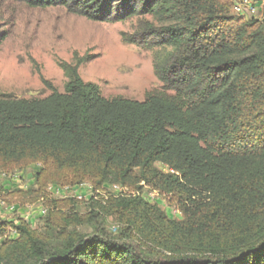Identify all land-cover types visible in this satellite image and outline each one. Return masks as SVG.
<instances>
[{"label":"trees","instance_id":"obj_1","mask_svg":"<svg viewBox=\"0 0 264 264\" xmlns=\"http://www.w3.org/2000/svg\"><path fill=\"white\" fill-rule=\"evenodd\" d=\"M16 1L92 21L151 17L157 27L125 41L157 50L160 87L143 101L105 98L74 57L58 63L63 92L45 80L44 98L0 92V177L42 165L33 188L0 186V203L46 209L44 231L0 220V264H264V22L232 16L234 0ZM83 183L133 193L91 198L85 215L84 200L49 197V185Z\"/></svg>","mask_w":264,"mask_h":264},{"label":"rangeland","instance_id":"obj_2","mask_svg":"<svg viewBox=\"0 0 264 264\" xmlns=\"http://www.w3.org/2000/svg\"><path fill=\"white\" fill-rule=\"evenodd\" d=\"M251 1L257 9L255 15H240L233 10L232 16L243 21L255 18L264 22V0ZM237 2L234 0V5ZM148 24L158 26L149 16L111 22L92 21L61 6L29 7L16 0H0V92L23 99L44 98L51 90L43 80L63 92L66 78L58 63L73 64L74 57H78L87 60L79 66V76L85 82L96 84L103 97L143 101L148 92L160 87L152 67L157 50L125 40L139 35ZM41 168V164H34L15 169L16 177L1 178L0 186L8 191L33 188L34 175ZM48 178L54 176L50 174ZM53 180L65 184L62 177ZM77 186H81L78 193L84 198V203L75 208L81 215L88 212L85 204L90 203L91 198L102 200L110 195L133 193L130 189L121 192L118 186H106L95 192L89 183ZM65 187L73 186L49 185L50 199L72 198L69 193L57 192ZM142 195L145 200L161 205L169 217L181 219L180 212L168 202V197L148 188ZM42 202L38 200L21 207L16 204V211L12 214L4 212L0 220L10 221L15 217L25 220L30 212L27 222L34 229L44 231L43 216L39 211V208L46 210ZM69 208L61 206L59 212H67ZM105 225L114 231L115 224L110 218ZM10 237L14 238L15 234Z\"/></svg>","mask_w":264,"mask_h":264},{"label":"built area","instance_id":"obj_3","mask_svg":"<svg viewBox=\"0 0 264 264\" xmlns=\"http://www.w3.org/2000/svg\"><path fill=\"white\" fill-rule=\"evenodd\" d=\"M234 12L237 13V14H240V15H255L256 12H257V9L255 8V6L253 5L252 1L251 0H238V2L234 5ZM16 177V174H13V175H9V176H4L2 175L1 178H15ZM81 187V186H80ZM78 186H74V187H70V188H62V189H59L57 190V192L59 194H64V193H69V195L71 194L72 198H75L77 200H83V196L78 193V188H80ZM52 187L49 188V190L51 189ZM119 189H121V192L122 191H126L125 188H121L118 186ZM143 196V195H142ZM16 211V208L14 205H6L4 203H0V217L3 215L4 212H6L7 214H12ZM39 211H40V215H44L45 213V210H43L42 208H39ZM30 215V212L28 213L27 216H25V220L27 221V219L29 218ZM15 234V233H13Z\"/></svg>","mask_w":264,"mask_h":264},{"label":"crops","instance_id":"obj_4","mask_svg":"<svg viewBox=\"0 0 264 264\" xmlns=\"http://www.w3.org/2000/svg\"><path fill=\"white\" fill-rule=\"evenodd\" d=\"M0 179H1V177H0Z\"/></svg>","mask_w":264,"mask_h":264}]
</instances>
